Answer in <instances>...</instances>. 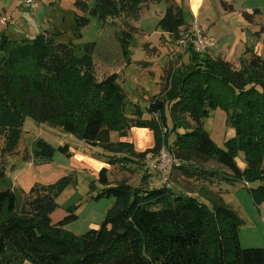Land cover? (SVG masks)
<instances>
[{
	"label": "trees",
	"instance_id": "trees-1",
	"mask_svg": "<svg viewBox=\"0 0 264 264\" xmlns=\"http://www.w3.org/2000/svg\"><path fill=\"white\" fill-rule=\"evenodd\" d=\"M155 1L158 0H95L90 7L86 0H77L75 6L82 14L75 15L74 37H83L82 30L90 24V16L104 25L120 18L137 20L143 4ZM254 13L260 14V10ZM246 17L250 19L252 15ZM185 24L183 9L170 5L157 28L178 40ZM261 31L264 33V26ZM61 35L44 32L31 40L0 35L3 153L17 148L27 117L110 150L114 146L133 150L130 142L112 143L110 133L124 138L133 127L148 128L155 132L156 144L137 154L142 159L164 145L178 160L172 166L176 179L207 185L257 184L250 193L256 205L264 204L261 56L253 54L237 70L228 61L195 52L190 45V65L170 76L165 94L152 98L145 108L152 116L147 119L140 110L136 112L138 117L128 116L127 93L119 83L118 73L113 71L102 79L97 76L95 42L80 45L72 40L59 41ZM131 38L130 31L123 32L125 51ZM217 108L228 111L234 130V136L223 147L204 128V120ZM186 118L194 124L188 125ZM172 133L175 139L170 145ZM60 150L71 155L68 144ZM54 152L45 140L37 142L38 158L52 159ZM241 154L245 168L238 163ZM124 161L127 159L112 158L108 163ZM209 162L217 167H209ZM108 170L103 167L99 172L98 182L103 189L94 199L114 198L115 204L98 228L78 236L65 229L77 219L73 207L58 223L51 218L58 207L57 197L72 176L51 184H35L20 204L13 189L1 187L5 171L0 166V264H264V248L241 247L243 220L224 201V191L215 190L204 197L194 192H176L167 185L133 188L127 182L111 184Z\"/></svg>",
	"mask_w": 264,
	"mask_h": 264
},
{
	"label": "rangeland",
	"instance_id": "rangeland-1",
	"mask_svg": "<svg viewBox=\"0 0 264 264\" xmlns=\"http://www.w3.org/2000/svg\"><path fill=\"white\" fill-rule=\"evenodd\" d=\"M77 0H39L34 9L26 8L23 0H0V35L4 32L11 39H33L38 33L54 35L61 32L59 41L95 42L93 61L97 76L102 79L115 71L119 83L127 93V113L138 117L151 118L145 112L154 96L165 94L170 76L176 70H184L191 63L187 48L180 46V38L186 32L202 34L214 41V46L204 53L215 60L230 62L237 70L249 61L253 54L264 59V0H158L146 2L137 20L118 19L116 23L102 24L91 18L90 24L82 30L83 37L76 40L73 29L75 15L80 12L75 6ZM90 7L95 0H86ZM170 5L181 7L186 24L181 28V37L173 36L157 28L160 19ZM259 9L260 14H255ZM79 14V13H78ZM246 14L252 15L250 19ZM2 18L9 19L2 21ZM130 31L132 38L127 51L121 43L123 32ZM79 53V52H78ZM169 114V112H168ZM188 125L194 123L186 118ZM172 127L171 120L169 121ZM204 128L221 147L234 136L228 121V111L217 108L204 120ZM184 129H178L183 132ZM45 140L54 147L52 159H40L35 155L37 142ZM175 133L169 137L171 145ZM110 141H127L133 150L114 146L113 150L103 145L92 146L60 127L38 123L27 117L20 142L14 151L3 153L5 138L0 134V166L5 171L1 187L11 188L20 201L35 184H51L64 176H72L68 187L57 197L58 207L51 214L53 223L62 220L73 207L77 219L65 229L74 235H82L98 228L108 211L114 206V198L94 199L103 189L98 182L99 172L107 167L111 184L127 182L133 188H156L163 186L161 172L149 171L150 163L161 150L170 154L164 145L142 159L138 153L153 149L156 144L155 132L148 128L133 127L128 136L121 138L118 133H110ZM69 145L70 156L60 150ZM172 156V154H170ZM114 156V157H111ZM112 158H126L127 161L109 165ZM241 154L239 165L245 168ZM209 167L216 168L214 162ZM264 168V161L262 164ZM169 186L176 192H194L208 196L209 192L224 191V201L236 210L243 220L240 226L242 248H264V204L256 205L250 188L257 184L239 182L233 185L216 182L207 185L196 180L176 179L172 168L167 172ZM220 184V185H218ZM208 186V187H207ZM207 188V189H206ZM208 192V193H207ZM22 264H32L25 261Z\"/></svg>",
	"mask_w": 264,
	"mask_h": 264
},
{
	"label": "built area",
	"instance_id": "built-area-1",
	"mask_svg": "<svg viewBox=\"0 0 264 264\" xmlns=\"http://www.w3.org/2000/svg\"><path fill=\"white\" fill-rule=\"evenodd\" d=\"M39 0H23V4L26 8L34 9ZM9 19L2 18V21H7ZM196 33L186 32L179 42L180 46L183 48H188L190 45L193 47L195 52L204 53L207 49L214 46V41L202 34L200 30H195ZM164 150H161L157 157L150 163L149 168L161 172L163 185L169 186V180L167 172L174 164H178V160L171 156Z\"/></svg>",
	"mask_w": 264,
	"mask_h": 264
},
{
	"label": "crops",
	"instance_id": "crops-1",
	"mask_svg": "<svg viewBox=\"0 0 264 264\" xmlns=\"http://www.w3.org/2000/svg\"><path fill=\"white\" fill-rule=\"evenodd\" d=\"M4 33V32H3Z\"/></svg>",
	"mask_w": 264,
	"mask_h": 264
}]
</instances>
